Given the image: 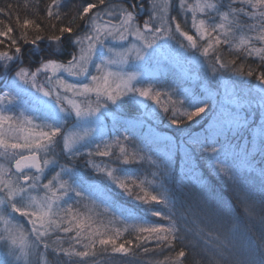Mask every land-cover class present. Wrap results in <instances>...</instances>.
<instances>
[{"label":"snow or ice","instance_id":"obj_1","mask_svg":"<svg viewBox=\"0 0 264 264\" xmlns=\"http://www.w3.org/2000/svg\"><path fill=\"white\" fill-rule=\"evenodd\" d=\"M41 4L0 5V264H264V184L243 179L257 157L264 177V0ZM178 162L198 192L171 191Z\"/></svg>","mask_w":264,"mask_h":264},{"label":"trees","instance_id":"obj_2","mask_svg":"<svg viewBox=\"0 0 264 264\" xmlns=\"http://www.w3.org/2000/svg\"><path fill=\"white\" fill-rule=\"evenodd\" d=\"M5 0H0V5H3ZM13 3H20L21 5L24 3V0H12ZM50 0H42L41 7H44ZM23 10H21V17L23 18ZM172 72L175 74L176 78L178 79L181 86H185V84H191L192 88H196L198 85L196 83V80L194 79H188V80H182L177 75L176 72L172 70ZM198 73V78L202 80L205 69L203 68H197L195 66H191L190 68V75ZM3 80V77H0V81ZM205 85H207V81H203ZM253 83L255 81L253 80ZM218 85H213L212 88L215 90V88ZM222 87V86H221ZM237 90L244 89V91H247L245 84H240L237 82L233 85ZM125 114L131 116L134 115V113L129 112L128 109L124 110ZM253 114L257 117V120H260L262 116H264V113H260L259 111H254ZM109 126L111 125V121L109 120L107 122ZM156 126L158 127V131L163 136H171L175 135L177 143H182L188 139L189 136H200L203 137L205 135V128L201 127L200 125L193 124L190 128H185L182 133L178 132L176 129L170 128L167 121L165 120L163 123H160L159 121L156 122ZM201 164H203V161H200ZM83 163H80V171L81 173L88 178L92 179H98V177H94L92 172L91 174H88L87 171H84L83 169ZM91 171V170H90ZM197 174H200V170H197ZM243 179L246 180L248 183H253L255 188H253V191H257L261 187L262 184H264V177L260 176V169H259V157H257V164L253 165L252 169H248L244 173ZM169 185L171 188V191L176 194L178 197L181 195H186L190 192H198L200 190V186H194L191 183V179L188 175L185 174V170L180 167L179 162L177 163L176 168V175L169 180ZM203 185H206L204 188V194L209 197L210 194H212V197L210 199L215 198L217 200H230L229 199V193L225 190V186L223 184V181L219 179V177H213L209 176L205 173L203 178ZM121 206H127L124 202ZM165 210L166 209H162ZM255 225H258L260 228L259 220H255L252 222L251 225H249L253 232H257V229L255 228ZM96 264H119V261H112L107 257L100 256L97 258ZM144 264H148L147 260L144 261Z\"/></svg>","mask_w":264,"mask_h":264},{"label":"rangeland","instance_id":"obj_3","mask_svg":"<svg viewBox=\"0 0 264 264\" xmlns=\"http://www.w3.org/2000/svg\"><path fill=\"white\" fill-rule=\"evenodd\" d=\"M165 66H168L167 64H161L158 68H155L154 70L155 71H162V73L163 72H165V70H166V67ZM168 67H170V66H168ZM161 78V77H160ZM166 81L167 82H171V81H169L168 80V78L166 77ZM161 82L163 83V82H165L162 78H161ZM3 87V85L1 86V88ZM126 109V111H127V108H125ZM125 115H127V113L125 114ZM204 163V162H203ZM84 169V171H87L88 172V174H91V171H90V169H86V168H83ZM209 197H212V194H210L209 195ZM123 202L124 201H120V203H121V205H123ZM2 259H4V257H3V255L2 254H0V260H2Z\"/></svg>","mask_w":264,"mask_h":264},{"label":"bare ground","instance_id":"obj_4","mask_svg":"<svg viewBox=\"0 0 264 264\" xmlns=\"http://www.w3.org/2000/svg\"><path fill=\"white\" fill-rule=\"evenodd\" d=\"M3 83H4V80H1L0 81V88H1V86L3 85ZM225 202L226 203H228L229 204V206H232V205H234V201H232V200H225ZM236 211H239V209H236ZM255 228L257 229V233H258V231H259V227H258V225H255Z\"/></svg>","mask_w":264,"mask_h":264}]
</instances>
